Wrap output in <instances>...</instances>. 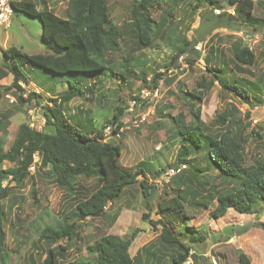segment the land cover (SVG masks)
Listing matches in <instances>:
<instances>
[{"label": "rangeland", "instance_id": "obj_1", "mask_svg": "<svg viewBox=\"0 0 264 264\" xmlns=\"http://www.w3.org/2000/svg\"><path fill=\"white\" fill-rule=\"evenodd\" d=\"M27 1L34 2L39 10L46 5L54 13L66 15L68 0ZM219 2L220 6L207 2L198 5L197 0H184L175 6L163 4L152 9V15L158 25L152 43L144 46L140 44L132 29L131 8L134 0H108L111 20L121 31L119 48L107 54L108 66L111 69L108 72L111 77L107 76L106 80L95 78L83 82L86 96L73 98L66 105L65 112L76 124H85L88 130L99 129L104 124L109 125L114 108L121 106L124 109L121 134L114 135L111 129V132H105V135L114 143L120 144L122 150L119 161L122 166L131 170L143 168L149 175L147 177H153L154 171L160 167L174 164L180 141L173 117L183 113L189 121L193 109L197 107L201 109L202 124L207 132L218 136L226 127H240L247 140V161L251 163L254 156L264 158V93L260 96L261 102L257 101L251 108L232 96L229 91L227 93L222 90L217 83L208 88L212 75L206 69V65L216 71L219 67L224 68L225 72L231 68L235 76L258 81L264 86V0L256 1L254 14L249 18L238 15L235 5L229 0ZM224 13H229L232 19L238 21L241 29L233 31L227 27H215L214 23L219 22H214V19ZM41 38L42 28L38 18L14 12L9 23L0 24V62L5 58L3 50L11 45L30 54L46 53ZM240 39H246L256 56L252 66L240 65L232 58V44ZM185 40L189 42L187 50L172 62L177 49L184 48ZM198 44L201 49L196 48ZM129 55L140 57L142 64H145L142 66L136 60L138 65L134 68L137 72L144 69L146 83L134 77L121 79L122 64H130L125 60ZM227 64L229 66L226 67ZM29 69L35 77V82H20V88L12 86L11 74L0 80V112H6L10 122L6 134L7 147L13 141L20 124L28 122L32 117L34 126L39 130L42 127L44 129L43 105L49 104L50 97H57L67 88L64 79L56 81V75L49 71L36 66ZM156 73H160L159 78L153 82L152 78ZM203 79L207 84L204 82L206 85L199 87L198 82ZM231 80H234L233 76ZM10 85L12 88L5 90L4 87ZM53 87L56 94H46L45 88ZM32 91L42 95L39 102H36L35 98L28 100ZM146 92L148 96H145ZM20 94L25 100L20 99ZM197 94L202 96L201 100L195 97ZM8 95L13 96L16 101L10 102ZM135 96L141 97L142 100L137 101L133 109L129 110ZM226 106L231 107L235 114L231 116L228 124L223 125L216 119ZM246 111L250 112L249 117L245 116ZM84 113L87 115L84 116ZM80 117H83L86 123L79 120ZM236 117L241 118L240 126L235 122ZM244 124L246 128L243 129ZM3 133L0 132V136H3ZM192 156L190 167L194 164L202 168L200 175H205L203 180L209 182L197 187L192 181L179 182V179L175 181L172 177L168 184L157 187V192L150 198L149 202L153 208L149 220H142V213L146 208L139 183L128 186L113 200V209L119 205L133 206L135 209L127 222L130 225L128 233L122 237H131L134 234V239H138L131 248L132 254L138 245L144 243V248L140 249H144L143 255H137L136 261L139 264H170V255L174 249L161 245V225L152 226L149 222L161 219L177 232L182 228L189 232L183 236L182 241L191 246L188 255L190 264H242L240 253L247 257L249 264H264V231L254 225L256 221H264V205H258L260 212L257 214H241L230 208L222 217H211L210 210L216 205V196L230 189L233 184L223 181L216 171L206 170L209 162L204 151L193 152ZM13 166L14 164L8 161L2 164L4 169ZM46 171L45 168L39 170L36 166L35 171L30 172L33 177L26 178L22 184L10 182L11 195L2 200L7 210L5 230L8 252L12 254L7 264H41L45 257L43 253L46 244L39 240L37 230L45 224H58L56 219L60 220L64 217L63 213L73 211L78 200L88 197L100 185L98 177L80 176L75 192L69 194L59 187L54 177ZM184 174H187V171ZM139 179L142 177L139 176ZM178 187L190 193L185 211L159 212L157 202L175 195ZM129 193H132L134 198ZM111 210H106L109 217H92L80 222L82 239L78 238L77 243L67 244V241L62 239L54 245L59 264L79 261L86 253L85 247L88 243L112 231V224L119 212L112 215ZM40 216H43V219H40ZM185 216L187 218H184ZM249 222H252L249 229L227 241L216 238L214 243L210 237V233L220 231L228 224L246 225ZM137 228L139 231L134 232ZM192 233H204L205 240L191 243ZM58 245H65L66 249H58Z\"/></svg>", "mask_w": 264, "mask_h": 264}, {"label": "trees", "instance_id": "obj_2", "mask_svg": "<svg viewBox=\"0 0 264 264\" xmlns=\"http://www.w3.org/2000/svg\"><path fill=\"white\" fill-rule=\"evenodd\" d=\"M229 1L235 5L238 15L249 18L254 14L257 0ZM178 2H184V0H134L131 8L132 29L141 45H150L155 35L158 22L152 15V9L161 7L163 4L175 6ZM197 2L198 5L207 2L220 6L219 0H197ZM258 3L260 4L261 1ZM12 5L15 13L22 12L30 17L38 18L42 28L41 40L47 52L30 54L15 45L4 49L5 58L0 62V80L11 74L13 75L12 86L20 88V82H35V77L29 68L36 66L56 75V81L64 79L67 82V88L57 97H50L49 104L43 105L44 129L43 127L41 130L32 128L27 122H23L8 147L6 134L10 122L8 114L0 112V132H4V135L0 136V264H7L12 255L8 252L5 230L7 210L2 200L11 195L10 182L22 184L26 178L33 177L29 170L33 163L39 170L45 168L46 173L54 177L55 183L69 194L75 192L80 176L98 177L100 182V185L88 197L77 201L73 211L63 213L64 217L60 220L56 219L59 221L58 224H45L37 230L39 240L46 244L43 253L45 257L41 264H59L54 245L62 239L66 240L67 244L77 243L78 238L81 240L80 222H84L87 218L104 216L109 203L120 196L128 186L139 183L146 208V211L142 213V220H149V214L153 208L149 200L157 192V185L149 182L147 177L149 175L145 169L137 167L131 170L120 164L122 149L119 143L106 138L104 129L107 124L99 129L89 128L88 130L85 124H76L65 112L66 105L73 98L86 96V87L83 82L95 78L106 80L107 76L111 77L108 72L111 69L108 66L107 54L119 48L121 31L111 20L108 0H68L65 16L54 13L46 5L39 10L32 1L12 0ZM232 18L229 13L218 15L214 22L219 23H214V26L227 27L233 31L240 30L239 22ZM250 20L252 19H248ZM184 43V48H178L173 55L172 62L187 50L186 46L189 42L185 40ZM211 52L214 53L213 48ZM232 58L236 63L247 66L254 65L256 60L246 39H240L232 44ZM125 60L130 64H122L121 79L134 77L146 83L144 69L137 72L134 68L138 65L136 60L145 66L140 57L129 55L125 57ZM206 69L212 75L208 88L217 83L222 90L227 93L229 91L232 96L251 108L264 93V86H261L260 82L251 81L246 77H237L231 68L225 72L224 68L219 67L216 71L206 65ZM159 74H155L152 78L153 82L159 78ZM231 76L234 77L233 81ZM204 82L207 84V81L203 79L202 82H198V86H205ZM4 88L9 90L12 87L10 85ZM55 90V87L45 88L46 94L47 92L56 94ZM19 97L25 100L22 94ZM195 97L202 99V96L198 94ZM33 98L39 102L42 95L32 91L29 93L28 100ZM134 99L136 102L142 100L139 96H135ZM123 114L124 109L117 106L114 108L112 117L109 118V125L114 135H120L122 132ZM233 114L235 113L232 108L226 106L216 120L223 125L228 124ZM245 116L249 117L250 112L246 111ZM81 119L84 122V118ZM173 121L180 141L176 162L160 167L154 171L153 177L159 176L169 166L180 163L189 164L193 152L204 151L209 162L206 170L216 171L223 181L233 184L230 189L216 196V205L210 210L211 217H222L230 208L241 214L259 213L258 205H264V158L254 156L251 163L247 161V140L243 136L242 129L226 127L218 136L207 132L202 124L200 107L193 109L192 118L189 121L183 113L174 116ZM235 122L240 126L241 118L236 117ZM244 128H246L245 124ZM5 161L13 163L14 166L2 168ZM185 171L187 174H184ZM185 171L181 173L183 176H179L180 174L174 176L175 181L176 179H179V182L192 181L197 187L209 182L203 180L206 176L200 175L203 171L198 165L192 164L190 167L189 164ZM139 176L142 179H139ZM4 181H7V184L3 186ZM189 194L184 188L178 187L175 195L157 202V210L182 213L185 211ZM39 218L43 219V216ZM149 222L152 226L161 225L159 234L161 245L167 249H174L170 255V264H184L189 257L191 246L185 244L182 238L189 232L184 228L177 232L161 219ZM254 225L264 231V221H256ZM137 231L139 228L134 232ZM205 237L204 233H192L190 241L198 243L205 240ZM133 239L134 234L131 237H122L107 233L88 243L83 257L81 256L79 261H72L71 264H139L136 256L143 255L144 249H139L135 256H131L129 247ZM57 247L66 249L65 245ZM239 256L242 264H249L243 253Z\"/></svg>", "mask_w": 264, "mask_h": 264}, {"label": "built area", "instance_id": "obj_3", "mask_svg": "<svg viewBox=\"0 0 264 264\" xmlns=\"http://www.w3.org/2000/svg\"><path fill=\"white\" fill-rule=\"evenodd\" d=\"M13 13H14V9H13V5H12V0H0V24L9 23L11 21ZM196 48L201 49L199 44L196 46ZM144 94H145V96H148L147 92ZM8 98L10 99V102L16 101V99L11 95H8ZM134 104H137L135 99L131 102V107L129 108V110L133 109V107L135 106ZM27 123L30 127L37 129V127L34 126V118L33 117L31 119H29V121ZM111 129H112V127L110 125H108L105 128L106 134H109L111 132L110 131ZM187 167H188V164H186V163H180L176 166H169L159 176L154 177L152 179V181L159 186L168 184L173 176L182 173ZM29 169L31 172H33L35 170V164H32L29 167ZM190 263H191V259L188 258L186 260L185 264H190Z\"/></svg>", "mask_w": 264, "mask_h": 264}, {"label": "crops", "instance_id": "obj_4", "mask_svg": "<svg viewBox=\"0 0 264 264\" xmlns=\"http://www.w3.org/2000/svg\"><path fill=\"white\" fill-rule=\"evenodd\" d=\"M87 114L86 113H84V116H86ZM81 118H83V117H80V118H78L79 120L81 119ZM74 119H76V118H74ZM82 120V119H81ZM130 194V196L132 197V198H134V195L132 194V193H129ZM114 202H111V203H109V208L108 209H112L111 211H113L112 212V215H113V213H115V212H119V214H118V216H117V218H116V221L112 224V227H111V232L110 233H112V234H117V235H120V236H122V235H124L125 233H128V229L130 228V225L127 223L128 222V219H129V217L132 215V211H135V209L133 208V206H128V205H125V207H123L122 205H119V206H117L115 209H113V206H114ZM132 207V208H131ZM107 212V211H106ZM109 217L110 215H108V213H106L104 216H101V217ZM86 221V220H85ZM84 221V222H85ZM109 234V233H108ZM141 239V238H140ZM138 242V239H133V241H132V243H131V245H130V247H129V252H130V254H131V256H133L135 253H136V251L137 250H139V249H141L143 246H144V243L143 244H141V245H138L133 251H134V253L132 254L131 253V248H132V246L134 245V243L135 242Z\"/></svg>", "mask_w": 264, "mask_h": 264}, {"label": "water", "instance_id": "obj_5", "mask_svg": "<svg viewBox=\"0 0 264 264\" xmlns=\"http://www.w3.org/2000/svg\"><path fill=\"white\" fill-rule=\"evenodd\" d=\"M251 226H252V222H249L246 225H241L238 223L228 224V225L222 227V229L220 231H215V232L210 233V237L214 241V243L216 242V238H221L222 241H227L231 237H233L237 234L243 233L244 231L249 229ZM202 258H204V257H202Z\"/></svg>", "mask_w": 264, "mask_h": 264}, {"label": "clouds", "instance_id": "obj_6", "mask_svg": "<svg viewBox=\"0 0 264 264\" xmlns=\"http://www.w3.org/2000/svg\"><path fill=\"white\" fill-rule=\"evenodd\" d=\"M107 126H108V125H107ZM107 126H106V127H107ZM110 126H111V125H110ZM106 127H105V128H106ZM104 133H105V129H104ZM36 159H37V157H36ZM33 164H35V163H33ZM186 164H187V163H186ZM35 167H36V165H35ZM167 168H168V167H167ZM167 168H166V169H167ZM187 168H188V167H187ZM187 168H186V169H187ZM166 169H165V170H166ZM186 169H185V170H186ZM29 170H30V169H29ZM185 170H184V171H185ZM34 171H35V170H34ZM34 171H33V172H34ZM30 172H31V171H30ZM163 172H164V171H163ZM180 174H181V173H180ZM177 175H179V174H177ZM175 176H176V175H175ZM173 177H174V176H173ZM153 178H154V177H149V182H150V183H154V182L152 181ZM6 183H7V181H4L3 186L6 185ZM154 184H155V183H154ZM156 185H157V184H156ZM157 187H159V185H157ZM187 259H188V258H187ZM185 262H186V261H185ZM185 262H184V263H185Z\"/></svg>", "mask_w": 264, "mask_h": 264}]
</instances>
